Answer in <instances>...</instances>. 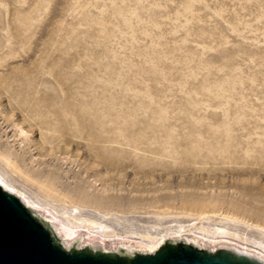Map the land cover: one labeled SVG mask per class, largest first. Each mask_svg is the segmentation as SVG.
<instances>
[{
  "label": "rangeland",
  "instance_id": "obj_1",
  "mask_svg": "<svg viewBox=\"0 0 264 264\" xmlns=\"http://www.w3.org/2000/svg\"><path fill=\"white\" fill-rule=\"evenodd\" d=\"M0 176L108 249L264 242V0H0Z\"/></svg>",
  "mask_w": 264,
  "mask_h": 264
},
{
  "label": "water",
  "instance_id": "obj_2",
  "mask_svg": "<svg viewBox=\"0 0 264 264\" xmlns=\"http://www.w3.org/2000/svg\"><path fill=\"white\" fill-rule=\"evenodd\" d=\"M0 264H264L228 249L164 244L153 254L121 255L70 233L43 210L0 185Z\"/></svg>",
  "mask_w": 264,
  "mask_h": 264
},
{
  "label": "bare ground",
  "instance_id": "obj_3",
  "mask_svg": "<svg viewBox=\"0 0 264 264\" xmlns=\"http://www.w3.org/2000/svg\"><path fill=\"white\" fill-rule=\"evenodd\" d=\"M25 132V131H24ZM0 185L16 192L24 201H26L31 207L42 209L41 205L32 201L31 199H28L25 196V193L10 186L8 182L3 179L0 176ZM67 218L69 219V222L73 226H85L87 228H91L93 230L100 231L103 233V235L110 236L114 233V230L112 228H109L107 226L99 227L100 224L96 221L84 218V217H76L73 215H67ZM189 225H193L190 224ZM193 226L186 227L184 225H180L177 228H174L170 235L167 237H164L165 233L161 235V237L157 236L156 233H153L151 231L143 233V234H137V237L139 238V241H135L136 245L134 247H131L129 245H124L123 247H120L119 249H108L106 247H102L106 250H109L114 253H119L121 255H128V256H134L136 253H142V254H153L158 249H160L164 244L171 242V243H179L184 242L191 244L197 248L200 249H207L211 252H215L218 249H232L234 252H236L239 255H245L254 259H258L259 261L264 263V242L260 240L251 239L245 234L239 233L238 231L227 229V228H217V229H209L207 227H200L198 231H200L204 235H210L213 234V236H224L229 238L230 241H238L239 243L246 244L247 246L244 248L236 245L235 243H226L222 244L221 247H213L212 244L209 245L206 242H199L198 239H194L193 237L190 238L188 235V231ZM94 244V243H93ZM212 246V247H210ZM251 247H255L256 249H251Z\"/></svg>",
  "mask_w": 264,
  "mask_h": 264
}]
</instances>
